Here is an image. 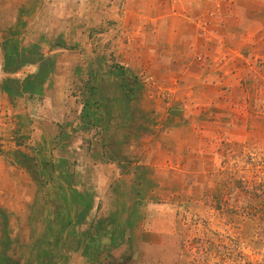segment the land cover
<instances>
[{
    "label": "rangeland",
    "instance_id": "obj_1",
    "mask_svg": "<svg viewBox=\"0 0 264 264\" xmlns=\"http://www.w3.org/2000/svg\"><path fill=\"white\" fill-rule=\"evenodd\" d=\"M0 264H264V0H0Z\"/></svg>",
    "mask_w": 264,
    "mask_h": 264
},
{
    "label": "crops",
    "instance_id": "obj_2",
    "mask_svg": "<svg viewBox=\"0 0 264 264\" xmlns=\"http://www.w3.org/2000/svg\"><path fill=\"white\" fill-rule=\"evenodd\" d=\"M139 119H140V118H139ZM141 119H143V118H141ZM111 120H112V119H111ZM111 120H110V121H111ZM103 121H104V118H103ZM110 121L105 122V126H103V127L105 128V127L111 126L110 124H111V123H114V122H111V123H110ZM112 121H113V120H112ZM125 121H126V120H123V119H122V121H120L121 123H116L117 126H119V125L121 126V124H122V127H119V128H121V129L124 128V132H126V130H127V133H125L126 136H127V139H125V140L122 139L121 141H119V143H118V141L116 140L119 146H120V145H124V144H126V142H128V143H132V140H135V138L138 137L137 133H134L133 136H132V134H130L131 131H132V129H129V128H135V127H134L135 125H132V124H131V126H128V124H129V123H127L128 121H127L126 123H124ZM154 121H155V119L153 118V120L150 121V123L155 124ZM101 123H104V122H101ZM109 129H110V127H109ZM143 129H145V128H143ZM117 130H118V129H117ZM116 135H117V136H116V139H117L118 137H122V136H123L122 134L118 133L117 131H116ZM124 136H125V135H124ZM117 143H116V144H117ZM113 148H114V149H113ZM113 148H112L111 146H107V147H105L106 151H110V153L113 152V150H115L117 147H116V148L113 147ZM119 149L121 150L122 148L119 147ZM116 150H117V149H116ZM119 152H121V151H117V153H119ZM119 154H120V153H119Z\"/></svg>",
    "mask_w": 264,
    "mask_h": 264
},
{
    "label": "trees",
    "instance_id": "obj_3",
    "mask_svg": "<svg viewBox=\"0 0 264 264\" xmlns=\"http://www.w3.org/2000/svg\"><path fill=\"white\" fill-rule=\"evenodd\" d=\"M106 94H104L103 92H101V96L104 97ZM129 102V99L127 100ZM128 106V103H127ZM117 111V110H116Z\"/></svg>",
    "mask_w": 264,
    "mask_h": 264
}]
</instances>
